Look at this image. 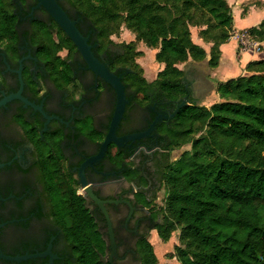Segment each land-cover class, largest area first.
<instances>
[{
  "label": "trees",
  "instance_id": "trees-1",
  "mask_svg": "<svg viewBox=\"0 0 264 264\" xmlns=\"http://www.w3.org/2000/svg\"><path fill=\"white\" fill-rule=\"evenodd\" d=\"M16 1L0 0V45L9 52L16 50L19 37ZM65 1L94 28L99 51L106 50L99 38L100 28L89 13H105L113 0ZM174 1L171 8L177 13L172 17L170 10L159 4L161 0H129L128 6L139 38L155 49L154 60L163 67L151 82L141 70L137 74L135 68L129 69L124 81L132 84L126 86L146 100L160 96L173 112L184 97L190 101L168 124L160 126L162 149L179 145L199 128H206L204 134L186 141L190 150L165 173L168 218L157 225L158 234L167 239L174 228H180L185 245L174 249L180 264H264V59L249 62L248 74L218 83L219 101L209 107L199 105L191 99L184 73L178 68L189 58L201 61L206 57L205 50L192 40L189 24L197 15L198 23L204 25L198 38L212 44L208 64L215 68L219 46L227 41L232 27L231 11L227 0ZM31 31V41L38 45L55 86L73 84L69 64L58 55L60 49H66L67 58L72 57L77 49L71 40L53 20L51 26L36 20ZM250 31L264 40V20L258 29ZM25 80L29 87L34 86L27 72ZM33 133L34 142L42 143L36 131ZM41 153L44 171L43 148ZM46 180L53 178L45 176ZM56 203L71 223L70 264H102L99 254H103L104 242L87 210L80 203L72 207L64 199H56ZM139 252L142 264H158L147 241L142 242Z\"/></svg>",
  "mask_w": 264,
  "mask_h": 264
},
{
  "label": "flooded vegetation",
  "instance_id": "flooded-vegetation-1",
  "mask_svg": "<svg viewBox=\"0 0 264 264\" xmlns=\"http://www.w3.org/2000/svg\"><path fill=\"white\" fill-rule=\"evenodd\" d=\"M58 2L79 31L89 37L93 54L122 77L129 102L116 137L145 132L155 124L146 137L121 146L111 142L100 159L89 162L99 154L108 132L115 92L87 69L77 51L64 58L73 84L56 87L40 58L38 45L30 38L34 21L51 26L52 19L42 8H35L36 0H17L16 50L9 52L0 45V100L20 89L17 71L21 68V95L36 106L42 105L43 112L53 118L48 121L18 99L0 107V254L32 256L20 261L0 258V264L71 263V223L64 215L67 213L58 210L56 199H64L72 207L80 203L87 210L94 230L104 242L99 257L105 259V264H142L139 248L160 221L153 205L163 153L159 130L172 119L168 116L173 110L160 96L138 102L124 81L127 70L113 66L117 54L113 55L110 48L99 51L90 23L82 20L67 2L74 13L62 0ZM25 72L33 87L25 80ZM6 120L9 126L5 127L1 121L4 124ZM34 131L42 143L34 142ZM41 148L46 158L44 171L40 165ZM45 176L53 181H45ZM90 194L102 202L106 216Z\"/></svg>",
  "mask_w": 264,
  "mask_h": 264
},
{
  "label": "rangeland",
  "instance_id": "rangeland-1",
  "mask_svg": "<svg viewBox=\"0 0 264 264\" xmlns=\"http://www.w3.org/2000/svg\"><path fill=\"white\" fill-rule=\"evenodd\" d=\"M62 1L65 3L66 7H68L72 13H74V10L66 3V1ZM174 2V0H161V2L159 3L161 6L165 8L167 7L170 10L171 13L169 11L168 13L169 15H171V17L172 15L174 16V14L177 13V10L174 11L171 8V4H175ZM227 3H230L232 7L234 5L232 4L231 0L229 2L227 1ZM128 6L129 0H113L110 6H107V11H105V13H88L93 19H95L96 23L98 24V27L100 28L101 33L99 35V38L101 40L102 46L110 48L111 53L113 55L117 54L113 63L114 67L126 69L127 72H129V69L135 68V70H137V74L138 71L141 70L143 72V76L145 74V71H147V73L157 72L158 68L156 67V65H159L160 68V64H158L154 60L155 49L148 47L146 42L143 39L139 38V34H137V32L135 31L136 28L134 24L129 19L130 13ZM198 22H200V19L197 15H194L192 19V24H189L188 29L193 41L196 40V38L198 37V33L201 30L200 28H205L202 27L204 25ZM65 54H67L66 49H60L58 51L60 59H64ZM127 83L132 84L131 81H127ZM136 83L137 82H134V84ZM52 86V83L49 82L48 87L51 88ZM130 90L134 93L133 89ZM134 95L135 99L138 102H146V99H144L141 94L134 93ZM216 98L217 101H219L218 95ZM198 104L201 106L209 107V102H207L206 105H202L200 103ZM2 123L3 121H1V125L5 127L9 126L8 120H6L4 124ZM205 130V127L199 128L198 131L187 136L185 140H180L179 145L173 144L172 146H170V149L163 150V153H161L158 181L159 188L153 193L154 199L156 200L155 202H153V205L154 209L156 210V213H158L160 216L159 223H162L164 219L168 218L166 214L167 196L166 185L164 182L165 173L169 165L173 164L184 151L190 150L191 145L186 141L191 140L192 138H197L199 135L204 134ZM41 163L44 162L42 161ZM180 237L181 230L178 227L174 228L170 232L169 237L167 239H163V237L158 234L157 227L149 233L147 242L152 246L153 253L156 256L158 264H180L175 255L174 250L175 246L182 247L185 245L181 242Z\"/></svg>",
  "mask_w": 264,
  "mask_h": 264
},
{
  "label": "crops",
  "instance_id": "crops-1",
  "mask_svg": "<svg viewBox=\"0 0 264 264\" xmlns=\"http://www.w3.org/2000/svg\"><path fill=\"white\" fill-rule=\"evenodd\" d=\"M228 2L230 0H227ZM229 8L232 16V27L227 41L219 46V62L217 67L208 64L211 43L203 42L198 37L194 42L201 46L206 57L201 61L189 58L178 65L184 73L185 86L188 87L191 99L202 105L209 106L217 101L216 86L239 76L248 74L246 65L249 62L264 59V40L251 34L250 29H258L264 20V0H231ZM255 45L259 50L255 49ZM157 72L145 71L144 77L151 82L162 69L156 65Z\"/></svg>",
  "mask_w": 264,
  "mask_h": 264
},
{
  "label": "water",
  "instance_id": "water-1",
  "mask_svg": "<svg viewBox=\"0 0 264 264\" xmlns=\"http://www.w3.org/2000/svg\"><path fill=\"white\" fill-rule=\"evenodd\" d=\"M35 8H42L49 16L50 18L56 23V25L63 31L65 36L71 40V42L74 44V46L77 49V52L81 55L84 63L87 66V69L90 70L96 77H99L101 80H103L105 83H107L115 92V107L114 111L110 120V124L108 127V132L104 138V141L101 144V149L99 154L96 157L91 158L89 162L97 161L101 158V156L104 154L105 150L107 149V146L113 142L118 146H121L123 142L127 141H133L135 139H140L143 137H146L150 131L153 129L155 122L150 126L148 130L142 133H135L128 136H124L121 138L116 137V131L119 127L123 117L124 112L126 109V105L128 104L129 100L126 97V90L125 85L123 84L121 75H116L115 73L111 72L105 64H103L92 52L93 46L89 44V37L84 36L79 29L76 26V22L71 20L68 16L67 12L63 9V7L59 4L58 0H36ZM19 75L20 80V89L18 92L9 94L7 96H4L0 100V107L5 106L8 102L12 100H20L24 102L26 105H29L33 107L35 110L39 111L45 119L48 121L52 119L53 117L47 116L46 113L43 112L42 105L36 106L33 103L29 102L26 98H24L21 94L23 91V81L21 78V68L17 71ZM190 101L187 97H184L183 100L177 105L176 109L173 113H171L168 117L173 118L179 109L185 105H189ZM165 117V118H168ZM84 165L80 169V171L83 169ZM80 177L82 178V174L80 172ZM82 181V179H81ZM82 184L84 185V182L82 181ZM91 199L99 205V207L102 209L103 213L106 216L105 211L102 208V202L95 197L94 195L90 194ZM107 218V217H106ZM109 223V222H107ZM112 251H114V243L111 239L110 241ZM31 255H25L21 257H8L3 254H0V258L10 260V261H20V260H26L31 258ZM100 261L105 264V259L100 256Z\"/></svg>",
  "mask_w": 264,
  "mask_h": 264
},
{
  "label": "built area",
  "instance_id": "built-area-1",
  "mask_svg": "<svg viewBox=\"0 0 264 264\" xmlns=\"http://www.w3.org/2000/svg\"><path fill=\"white\" fill-rule=\"evenodd\" d=\"M255 49H256V50H259L258 46L255 45Z\"/></svg>",
  "mask_w": 264,
  "mask_h": 264
}]
</instances>
